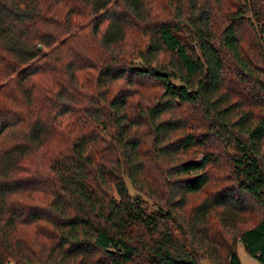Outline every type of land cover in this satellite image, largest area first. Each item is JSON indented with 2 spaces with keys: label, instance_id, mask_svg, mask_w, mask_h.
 Masks as SVG:
<instances>
[{
  "label": "trees",
  "instance_id": "trees-1",
  "mask_svg": "<svg viewBox=\"0 0 264 264\" xmlns=\"http://www.w3.org/2000/svg\"><path fill=\"white\" fill-rule=\"evenodd\" d=\"M49 1L63 2L66 18L79 15L77 6L86 8L94 15V33L106 22L98 43L100 58L87 66L98 70L91 91L96 98L88 103L83 95L87 86L77 83L76 74L82 71L77 61L61 63L66 80L58 78L51 87L42 81L52 64L33 65L39 59L56 65L71 50L72 38L46 31L62 24L57 16L64 10L40 0H0V264H202V258L240 264L237 241L264 263V0H241L224 14L226 23L218 34L211 26L214 8L186 0L178 4L176 16H184L193 43H184L171 23L158 22L145 26L146 46L134 54L122 46L129 20L147 23L146 0ZM213 3L221 8V0ZM245 26L254 40L247 49L241 42ZM42 47L51 49L44 54ZM142 77L162 88L158 100L141 114L158 157L174 160L194 146L215 147L211 141L233 151L234 192L230 186L205 197L185 219L190 244L203 253L199 257L169 228H160L156 213L142 204L145 162L136 135L142 124L127 113V91L109 96L116 82L132 87ZM185 107L199 112L198 127L204 133L186 131L195 125L182 119ZM72 119L83 129L46 159L54 137L76 131ZM35 151L45 153L44 174H36L32 166ZM211 159L204 154L171 166L173 174L183 175L178 201L208 182ZM46 190L45 206L34 205ZM247 199L260 207L252 226L226 241L207 235L214 205L223 206L214 213L220 225L234 230L233 216L247 207ZM24 225L32 227L30 237Z\"/></svg>",
  "mask_w": 264,
  "mask_h": 264
},
{
  "label": "rangeland",
  "instance_id": "rangeland-1",
  "mask_svg": "<svg viewBox=\"0 0 264 264\" xmlns=\"http://www.w3.org/2000/svg\"><path fill=\"white\" fill-rule=\"evenodd\" d=\"M41 3H49L54 5L55 9H63L60 15L57 16V21L61 22V25L49 26L46 31L52 33L54 37L56 35L67 36L64 38H72L70 41V51L63 52L61 55V62L54 65V61H41L36 62L33 65H42V67H49L52 64V70L43 77V84H49L53 86L56 79L60 78L62 81L66 80V75L61 67V63L75 60L82 67V71H78L76 74V80L79 86H87V89L83 92V95L88 100L96 98L91 94L92 85L96 84L97 72L96 69H88L92 64H95L100 58V49H98V43L100 36L105 28L106 22L100 27L98 33H94V15H90V12L82 6H77L79 15L70 14L66 18L65 6L59 2L54 4L49 0H40ZM186 0H146V15L147 23L143 24L134 20H129V26L126 30V40L122 46L123 50L128 53H135V50H144L147 43L146 28L145 26H153L158 22H168L176 28V33L180 36L184 43H193L192 34L187 28V23L184 21V16L181 19L177 18L179 3H186ZM55 2V0H54ZM201 6L207 4L214 8L213 18L211 26L213 31L218 34L222 25L226 23V17L224 14L231 12L234 8H237L241 0H221V8L218 9L213 3V0H200L198 2ZM99 14V13H98ZM97 15V14H96ZM71 20V23L70 20ZM252 31L245 26L242 30L241 42L245 44V47L254 43L251 39ZM248 44V45H247ZM192 48V47H191ZM51 48L42 47V52L45 54ZM257 48L255 49V52ZM38 61V60H37ZM139 60H135L138 62ZM84 66L85 69H84ZM60 70V72L58 71ZM57 71V73H55ZM4 73V68L0 66V75ZM118 89H124L129 93L127 113L130 117L138 120L142 126L136 129L137 137L141 139L140 151L142 153L145 162V173L143 178L145 180L146 188L141 191V197L144 199L143 205L147 212H155L159 227L163 226L169 228L173 235L177 238V241L186 249H194L197 253V257L202 256L197 244H190L191 235L188 229H185V219L191 218V213L194 207H196L205 197L212 198L217 191H221L224 188L232 186L229 191L233 193L235 190V175L233 172L232 163L230 161L231 154L233 153L230 147L222 146L217 141H211L209 143H217L215 147L209 148L208 146H194L185 152H179L177 158L172 160L168 157H158L152 148V138L148 129L144 128L143 118L141 114L144 113V109L153 105L159 98L162 88L153 79L148 77L137 78L135 84L132 87L126 85L122 80L116 82L109 87V96L114 94ZM243 95L249 97L250 93L243 92ZM253 96V95H252ZM249 101H251L249 99ZM85 100V103H87ZM89 103V102H88ZM89 108L96 109L95 106L88 105ZM199 112L195 111L190 107H185V111L182 114L184 121L194 124V128L186 127L187 132H191L195 135L204 133V129L198 127L199 123ZM86 118L85 116H83ZM75 122L76 131L68 133L63 131L61 138L54 137L51 144L47 147L46 159L54 156V151L58 150V147L65 149L72 137L79 131L82 130V126L77 120L72 119L71 123ZM173 139V138H172ZM46 152L45 150H43ZM204 154L209 155L212 159L206 165V169L209 173L208 182L202 186L199 190L193 192H187L184 195L183 203L178 201L180 191V180L183 175H175L172 173L174 169L171 166L175 163L186 159L201 158ZM30 160L33 163L34 171L36 174H44L48 170L46 169L45 153L34 152ZM171 171V173H169ZM130 194H135V188L131 187L128 183V179H124ZM49 190V189H48ZM48 190L44 193H39L34 200V205L39 207L45 206V201L48 198ZM223 208L222 205H214L215 211H210L208 214V229L207 235L218 240H229L232 235L238 234L244 228L252 226L259 219L260 207L256 205L254 200L247 199V207L240 209L236 212V216H233L235 223V229H229L222 227L214 215L216 211ZM171 213V217H167V214ZM231 222V218L227 219ZM202 226V222H199V227ZM183 227V229L181 228ZM23 232L27 237L32 234V227L28 225L22 226ZM236 251L240 259V264H264L258 261L255 257L249 255L240 241L236 243ZM202 264H212L208 258L200 259ZM135 264V263H131Z\"/></svg>",
  "mask_w": 264,
  "mask_h": 264
}]
</instances>
